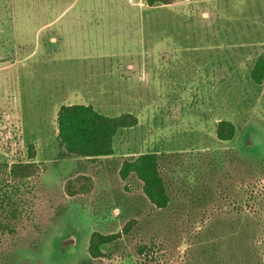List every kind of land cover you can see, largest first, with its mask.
<instances>
[{
  "label": "rangeland",
  "instance_id": "374dc122",
  "mask_svg": "<svg viewBox=\"0 0 264 264\" xmlns=\"http://www.w3.org/2000/svg\"><path fill=\"white\" fill-rule=\"evenodd\" d=\"M263 53L264 0H0V163L39 167L0 181V264H83L93 231L121 234L93 264H264ZM75 102L138 123L112 155L59 159ZM151 151L166 208L119 174ZM79 175L89 190L71 195Z\"/></svg>",
  "mask_w": 264,
  "mask_h": 264
},
{
  "label": "trees",
  "instance_id": "16d2710c",
  "mask_svg": "<svg viewBox=\"0 0 264 264\" xmlns=\"http://www.w3.org/2000/svg\"><path fill=\"white\" fill-rule=\"evenodd\" d=\"M149 5L157 2L169 3L170 0H147ZM251 78L255 84L264 82V53L255 61L251 70ZM138 123V117L130 112L119 115H107L100 112L92 104L73 103L63 104L57 113V145L58 158L78 157L96 161L114 154V140L117 132L130 128ZM236 132V126L229 120H220L216 134L221 140H231ZM35 157L34 145H30L29 158ZM39 171L35 161L19 162L9 166L0 163V181L2 179L23 180ZM122 179L136 176L142 182V191L148 200L157 208H166L171 200L170 193L162 175L159 156L155 151L144 152L136 157L125 159L119 170ZM91 178L79 175L66 183L69 194L74 195L89 190ZM128 224L124 231L131 228ZM120 233H102L93 231L90 235L88 252L90 260L83 264H93V259L105 256L103 247L116 242Z\"/></svg>",
  "mask_w": 264,
  "mask_h": 264
},
{
  "label": "crops",
  "instance_id": "0c3cea01",
  "mask_svg": "<svg viewBox=\"0 0 264 264\" xmlns=\"http://www.w3.org/2000/svg\"><path fill=\"white\" fill-rule=\"evenodd\" d=\"M75 103H78V102H75ZM67 104H73V103H67ZM84 104V103H83ZM87 104V103H86ZM89 104V103H88ZM63 105V104H62Z\"/></svg>",
  "mask_w": 264,
  "mask_h": 264
}]
</instances>
